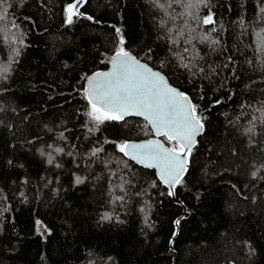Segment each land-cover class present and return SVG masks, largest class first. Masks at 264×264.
Here are the masks:
<instances>
[{
	"label": "trees",
	"instance_id": "1",
	"mask_svg": "<svg viewBox=\"0 0 264 264\" xmlns=\"http://www.w3.org/2000/svg\"><path fill=\"white\" fill-rule=\"evenodd\" d=\"M68 2L7 0L0 21V264H264V0H86L66 25ZM120 35L204 118L174 197L110 143L152 136L145 120L87 116Z\"/></svg>",
	"mask_w": 264,
	"mask_h": 264
},
{
	"label": "snow or ice",
	"instance_id": "2",
	"mask_svg": "<svg viewBox=\"0 0 264 264\" xmlns=\"http://www.w3.org/2000/svg\"><path fill=\"white\" fill-rule=\"evenodd\" d=\"M85 2L86 0H70L64 6L66 25H72L75 19L85 16L80 10ZM172 3L183 6L184 0H172ZM197 4L207 5V0H195V3L189 0L187 7L193 8ZM159 6L164 7L162 4ZM10 7L7 0H0V8H2L0 21L7 18ZM261 11L264 12V8ZM85 18L89 21L93 20L92 16ZM202 23L211 25L215 21L209 14L203 18ZM13 26L18 27L15 24ZM115 31L121 33L119 28H116ZM178 35L182 36L183 32L178 31ZM201 39L206 40L207 37ZM175 42L174 40L173 43ZM187 42L191 43V39ZM23 43V39H21V46ZM124 44V37L120 35L117 49L111 57V71L96 72L93 76L85 78L88 84L84 89V98L89 107L87 116L96 127L106 122L124 120L126 116L132 114L142 116L155 135L163 139H150L141 143L132 141H124L119 144L110 143L114 144L123 157L142 164L146 168L158 169V179L168 186L167 194L174 197L177 186L184 183L189 157L197 142V136L204 131V118L199 113L198 106L193 104L185 93L171 87L160 71L153 70L147 64L141 63L126 50ZM256 44L258 51L264 54V34H257ZM184 51H187V48ZM16 55H19L18 51ZM9 71L7 65L0 66V75L7 74ZM2 110L0 109V111ZM102 150V148H97L92 152V155L95 156ZM58 151L61 150L58 149ZM51 162L49 159V163ZM258 171L259 169L252 173L254 178ZM75 183H83V179L77 177ZM116 199L122 201L123 197ZM111 219L113 217L107 213L101 216L102 221ZM181 219L174 222L177 227L180 225ZM36 223L37 231L42 234L48 231L42 222L37 221Z\"/></svg>",
	"mask_w": 264,
	"mask_h": 264
},
{
	"label": "water",
	"instance_id": "3",
	"mask_svg": "<svg viewBox=\"0 0 264 264\" xmlns=\"http://www.w3.org/2000/svg\"><path fill=\"white\" fill-rule=\"evenodd\" d=\"M131 53V52H130ZM133 56H135L133 53H131ZM113 55V54H112ZM112 55H111V57H112ZM111 57L109 58V60L107 61V66L104 68V69H101V70H98V71H94V72H92V73H90V74H88L86 77H90V76H93V74L94 73H96V72H109V71H111L112 70V64H111ZM141 63H144V64H147L148 65V67L149 68H152L153 70H156V71H159V70H157L156 68H153L151 65H149L147 62H145L144 60H142V59H140V58H138L137 56H135ZM161 72V71H160ZM162 73V72H161ZM163 74V73H162ZM164 75V74H163ZM165 76V75H164ZM165 78H166V80H167V82H168V84L171 86V87H174V88H176L178 91H180L175 85H173L169 80H168V78L165 76ZM88 86V84H87V80L85 79L84 80V87L86 88ZM181 92V91H180ZM128 117H137V118H141V119H143V120H145L142 116H138V115H135V114H132V115H129V116H126L125 118H128ZM146 121V120H145ZM147 122V121H146ZM148 124V123H147ZM150 127V126H149ZM150 129H151V127H150ZM151 131H152V136H150V137H146V138H139V139H135V140H129V141H132V142H136V143H141V142H144V141H146V140H150V139H162V137H158V136H156L155 135V133H154V131L151 129ZM202 134H200V135H198L197 136V140H198V137H200ZM197 143V142H196ZM196 145V144H195ZM194 145V146H195ZM166 146H168V145H166ZM132 162H134L135 164H137V165H139V166H141V167H144V168H146L144 165H142V164H138V163H136L135 161H132ZM147 169H151V170H154V172H155V174H156V176L158 177V169H154V168H147ZM165 185V184H164ZM167 188H168V186L167 185H165Z\"/></svg>",
	"mask_w": 264,
	"mask_h": 264
},
{
	"label": "rangeland",
	"instance_id": "4",
	"mask_svg": "<svg viewBox=\"0 0 264 264\" xmlns=\"http://www.w3.org/2000/svg\"><path fill=\"white\" fill-rule=\"evenodd\" d=\"M45 233H46V232H44L43 234L41 233V234L44 235Z\"/></svg>",
	"mask_w": 264,
	"mask_h": 264
}]
</instances>
